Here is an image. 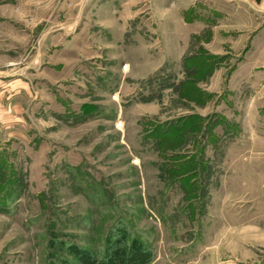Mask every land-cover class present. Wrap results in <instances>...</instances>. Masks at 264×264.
Instances as JSON below:
<instances>
[{"label":"rangeland","instance_id":"374dc122","mask_svg":"<svg viewBox=\"0 0 264 264\" xmlns=\"http://www.w3.org/2000/svg\"><path fill=\"white\" fill-rule=\"evenodd\" d=\"M97 1L0 0V264H264V44Z\"/></svg>","mask_w":264,"mask_h":264},{"label":"crops","instance_id":"0c3cea01","mask_svg":"<svg viewBox=\"0 0 264 264\" xmlns=\"http://www.w3.org/2000/svg\"><path fill=\"white\" fill-rule=\"evenodd\" d=\"M100 1V0H98ZM97 1V2H98ZM116 0H106V2ZM124 4L120 9V13L117 19L114 20L108 7L100 1L97 5H94L95 13L91 16L96 17L95 20L99 27L104 29L114 30L118 19L125 18L123 21L124 33H136L140 34L142 28L145 25L144 22L138 21V24L131 25V19L139 17L140 12L135 8V0H123ZM173 4L181 5L183 1H186L185 5H182V10L192 11L194 19L199 22L200 25L216 24L228 27L236 33L237 44H264V0H171ZM262 4H259V2ZM96 6V8H95ZM192 9V10H191ZM195 10L201 14V17L195 14ZM123 12V13H121ZM94 20V19H93ZM128 27V29H127ZM62 29V28H61ZM65 34L62 44H80L81 32L80 29L74 30L71 25H68L65 29ZM90 32V30H88ZM85 40L87 42L85 43ZM90 35L85 39L83 38L82 44L91 43ZM136 36L130 42L133 44L137 42ZM141 44H145L142 40L138 41Z\"/></svg>","mask_w":264,"mask_h":264},{"label":"trees","instance_id":"16d2710c","mask_svg":"<svg viewBox=\"0 0 264 264\" xmlns=\"http://www.w3.org/2000/svg\"><path fill=\"white\" fill-rule=\"evenodd\" d=\"M176 127H177L176 130H173V134H174V137L178 139L181 137L182 131L180 130V128H178V126H176ZM5 167H6L5 165L3 166V164H0V178H1V176H3V173H4L3 168H5Z\"/></svg>","mask_w":264,"mask_h":264}]
</instances>
